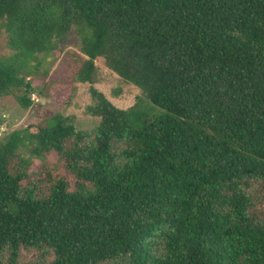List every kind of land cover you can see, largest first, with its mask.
<instances>
[{"label": "trees", "instance_id": "trees-1", "mask_svg": "<svg viewBox=\"0 0 264 264\" xmlns=\"http://www.w3.org/2000/svg\"><path fill=\"white\" fill-rule=\"evenodd\" d=\"M1 30L0 97L24 89L28 108L35 75L65 106L97 58L142 95L122 109L90 86L93 130L39 106L0 139V264L22 248L48 264H264L248 193L264 190V0H0ZM72 30L81 53L42 75L32 62ZM52 153L72 190L46 162L31 178Z\"/></svg>", "mask_w": 264, "mask_h": 264}, {"label": "rangeland", "instance_id": "rangeland-1", "mask_svg": "<svg viewBox=\"0 0 264 264\" xmlns=\"http://www.w3.org/2000/svg\"><path fill=\"white\" fill-rule=\"evenodd\" d=\"M13 51L8 47L7 34L0 31V58L9 57ZM67 53H81L80 38L75 30L69 35V40L66 44H61L55 52L49 55L39 54L37 61L33 64L39 63V70L41 74L48 71L52 75L54 70L58 68L59 64L68 57ZM69 58V57H68ZM96 72L94 75V82L81 83L75 82V92L70 102L63 106L56 100L50 97L39 95L37 88L40 87L42 81L35 75H30L27 79L34 89L30 94L31 106L23 107L16 98V94H20L24 89H13V94L0 97V139L5 138L11 131L20 129L28 125L29 122L35 121L39 115L38 107H43L47 112L61 113L64 116H71L74 119L75 126L79 130L91 131L99 122V118L87 113L86 108L92 103L89 88L93 86L101 91L116 107L128 108L136 103L141 97V91L134 85L124 82L116 73L110 70L104 63L102 58L95 59ZM160 110V109H159ZM158 111V109H157ZM124 147L122 144L115 143L113 148L116 153ZM25 154V153H24ZM27 156V155H25ZM43 162L57 167L58 174L66 180L72 190L74 184V175L67 168V165L56 154L52 153L44 159H33L30 174L31 178L35 177V168L40 166ZM45 184H41L40 189H43ZM248 193L251 195L252 204L250 207V214L257 219L264 220V190L262 184L253 182ZM44 254V256H43ZM54 256L51 251L44 252L38 249H21L18 257V264H48L53 260ZM102 264H111L109 261Z\"/></svg>", "mask_w": 264, "mask_h": 264}]
</instances>
